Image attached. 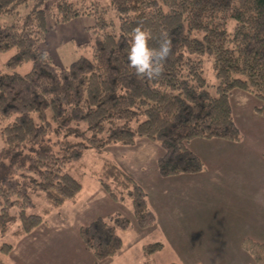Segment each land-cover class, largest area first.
I'll list each match as a JSON object with an SVG mask.
<instances>
[{
    "label": "trees",
    "instance_id": "1",
    "mask_svg": "<svg viewBox=\"0 0 264 264\" xmlns=\"http://www.w3.org/2000/svg\"><path fill=\"white\" fill-rule=\"evenodd\" d=\"M28 3L26 14L0 24V53L15 51L0 71V235L21 236L42 225V215L27 214L33 196L46 200L44 216L73 200L82 189L73 166L87 149L146 139L162 149L160 177L196 174L204 164L189 149L191 141L241 139L230 104L235 90L255 97V112L264 118V0H0V17ZM108 10L119 20L118 34L108 31ZM84 16L94 22L89 58L62 67L38 48L50 21ZM137 24L151 29V46L163 31L172 39L155 79L137 76L126 61L127 33ZM203 56L213 61V92L203 77ZM28 63L27 73L15 71ZM91 175L111 200L129 199L137 228L154 224L143 189L115 163L104 160ZM130 225L119 214L98 217L81 226L78 237L95 261H103L121 250L117 230ZM245 240L256 246L255 258L246 253L264 264V241ZM161 249L159 242L144 245L142 264H152ZM10 251L9 244L0 247L2 254Z\"/></svg>",
    "mask_w": 264,
    "mask_h": 264
},
{
    "label": "rangeland",
    "instance_id": "2",
    "mask_svg": "<svg viewBox=\"0 0 264 264\" xmlns=\"http://www.w3.org/2000/svg\"><path fill=\"white\" fill-rule=\"evenodd\" d=\"M100 1L103 5L107 4V0ZM30 7L31 3H28V6H20L15 14L1 16L0 24H11L19 16L26 14ZM105 20L113 24L108 31L113 29L115 34H118L119 20L113 11H107ZM50 24L51 28L45 39L38 43V48L48 52L55 63L66 67L80 56L88 58L91 56L92 30H94L91 17L84 16L66 24H53L50 21ZM14 52L11 50L0 53V71L7 70L4 64ZM201 60L203 77L208 89L213 92L217 84L213 61L208 56L201 57ZM30 68L31 64L28 63L16 68L15 71L25 74ZM242 95H248L247 100H243ZM230 103L235 121L241 128L243 137L241 146L228 149L227 153L222 146L209 144L210 142L204 139L191 141L193 145L190 143L192 148L199 150L206 162L207 170L204 171L206 176L201 179V187L197 193L176 197L175 200H179L181 208L188 211L189 220L197 221L194 222L195 226L185 227L180 217L174 222L165 220L164 208L160 202L153 201V208L159 219L156 224L154 223L155 225L153 224L154 226L152 225L153 228L150 227L151 230H141L135 224L129 199L124 202L111 200L91 175L107 159L122 164L130 178L144 188H149L150 178L158 175L155 159L162 154L158 143L138 139L134 146L112 144L102 150L90 148L85 150L80 161L73 166L74 175L82 174L83 192L77 198V205L72 207V202H68L64 208L44 216L42 209L46 206V200L33 196L34 205L28 208L27 214L42 215L43 223L29 234L15 236L8 232L0 235V247L3 244L11 246L9 254L0 252V264H93L92 260L95 264H102L95 261L91 253L82 245L78 237V227L88 224L97 212L109 211L127 217L131 224L127 230H117L122 244L125 243L118 264H142V247L152 243H148L151 238L158 239L162 244V249L151 258L152 264H230L229 261L213 258L211 251V247L218 244L217 239L220 238L221 232L223 235L229 233L231 239L234 238L236 231L244 236L264 239V124L262 122L264 118L258 116L256 120L254 118L256 116H252V108L259 106L260 102L247 93L235 90L230 96ZM144 141L149 145L144 146ZM4 147L5 144L0 137V153ZM225 158L227 164H220L222 170L232 175L243 172L247 174V179L251 178L252 186L246 192L232 193L229 188L225 189L229 181L220 180L214 174L220 172L217 161ZM92 188L96 191L101 189L100 191L104 193L103 198L100 196L102 192L98 197L91 198ZM242 209L250 215L247 219L251 221V224L248 222L250 225L243 227L244 224H240L239 230L235 227L229 229L218 226L219 221H226L229 225L230 221L238 218ZM260 224L262 229L257 226ZM18 228L19 223H16L11 230Z\"/></svg>",
    "mask_w": 264,
    "mask_h": 264
},
{
    "label": "crops",
    "instance_id": "3",
    "mask_svg": "<svg viewBox=\"0 0 264 264\" xmlns=\"http://www.w3.org/2000/svg\"><path fill=\"white\" fill-rule=\"evenodd\" d=\"M83 28H84V26H83ZM54 42H55V40H54ZM247 96L248 95H242L243 100H247ZM255 107L256 106H254L252 108V112H253L252 116H256L254 118H256V120H258L257 117L260 115H258L255 112ZM231 108H232V105H231ZM232 114H233V110H232ZM233 118H234V116H233ZM259 120H261V119H259ZM234 121H235V118H234ZM249 122H251V120ZM262 122L264 124V121H262ZM235 124L239 128L240 133L242 134L241 128L237 124L236 121H235ZM242 140H243V137L238 142H227V141L218 140V139L207 140V142H210L209 144H218V145L222 146L224 148V150H226L228 153V149L239 148V146H241V144H242ZM192 142H196V141H192ZM190 143L188 144L189 149L192 152H194L197 156H199L200 159L202 160L203 164H204V169L202 172L196 173V174H180V175L166 177V178L160 177L159 175H154L153 177L150 178L151 184H149V188H147V187L144 188L141 184H138L141 186V188L143 189V191L145 193V197H146L148 207L150 208V210L155 215V222L157 221V219H159V217H158L156 210L153 208V204H152V203H154L153 201L160 202V205L164 208V214H163L164 217L163 218H165V220H167L169 222L176 221V219L178 217L183 219L182 224L185 227L195 226L194 222H197L195 220L194 221L189 220L190 214L188 213V211L187 210L185 211L184 209L181 208V206L179 204V202H180L179 200L178 201L175 200L176 197H181V196L185 197L187 195H191V194L194 195L195 193H197V191L201 187V181H202L201 179L206 176L205 175L206 172H204L205 170H207L206 162H205L203 156L200 154L199 150H195L194 148L191 147V145H193L194 143H191V145H190ZM143 144H145L144 146H146L148 143H146V141H144ZM122 148H124V147H122ZM262 152H260V153L262 154ZM159 156H157V158ZM156 159H155V163H156ZM226 160H227L226 158L220 159L219 161H217V164H219V165L224 164V163L227 164V162H225ZM113 163H115L118 167H120L128 175V172L125 170V168L123 167L122 164L117 163V162H113ZM217 168L220 169L219 170L220 172H215L214 174H216V177L218 176L220 180L229 181L226 184L225 189L229 188V190L232 193H236V194L244 193L247 191L248 188H250V186H252L251 178L247 179L246 173L238 172L236 175H232L228 171L222 170L221 165L218 166ZM157 174H158V172H157ZM209 177H211V175ZM100 190L96 191V189L92 188L91 198L92 197L93 198L98 197L99 196L98 194H100V192H102ZM82 192H83V185H82V189H81L80 193L73 199L76 201H73V200L67 201L66 203L61 205L59 208L60 209L64 208V206L68 202H72V205H71L72 207L76 206L77 205V198H79V196H81ZM103 194L104 193L102 192L100 195L101 198H103V196H104ZM67 207H68V205H67ZM59 208H57L55 210H58ZM55 210H53V211H55ZM192 211L196 216L195 210L193 209ZM52 212H50L49 214H51ZM240 212H241V214L238 216V218H235L232 221H230L229 225H227L226 221H219L218 226L224 227V228L229 227V229L235 227L239 230L240 224H242V225L244 224L243 227H245L248 224V222H250V224H251V221L247 220L250 218V215L247 213V211L242 209V210H240ZM114 214H119V213H111L110 211L109 212H101V213L97 212L96 214H94V215H96V216H94V219H96L98 217H107V216H111ZM69 217L73 218L72 215H69ZM93 220H90V222ZM250 224H248V225H250ZM81 226L82 225H80L78 227V229ZM153 226L151 228H153ZM257 226H258V228L262 229L261 224L257 225ZM151 228H148L146 230H151ZM234 234H235L234 238L231 239L229 233H227L226 235H223L222 232L220 233V238L217 239L218 244L214 245L213 247L210 246L211 251L213 253V258H215L216 260L221 259V260L229 261L230 264H256L253 261V259L246 253V251H244L241 248V243L244 239H247V238L254 240L256 242H262V241H264V239L258 238L256 236H244V234H242V235L239 234L238 231L234 232ZM225 236H227V238ZM187 239H189V238H187ZM158 241L159 240L156 238H151L148 241V243H150V242L154 243V242H158ZM190 241L193 242L192 239H190ZM124 247H125V243L123 242V246H122L121 250L113 258L103 260V261H99V262H102V264H118L119 260L122 258V254H123L122 252L124 251ZM92 263L95 264V262L93 260H92Z\"/></svg>",
    "mask_w": 264,
    "mask_h": 264
},
{
    "label": "clouds",
    "instance_id": "4",
    "mask_svg": "<svg viewBox=\"0 0 264 264\" xmlns=\"http://www.w3.org/2000/svg\"><path fill=\"white\" fill-rule=\"evenodd\" d=\"M127 35L130 37L126 53V61L137 76L155 79L164 71V64L172 52V39L166 31H163L156 40L157 46H151L153 34L151 29L143 24L134 26ZM241 248L251 257L256 256V246L245 240Z\"/></svg>",
    "mask_w": 264,
    "mask_h": 264
}]
</instances>
